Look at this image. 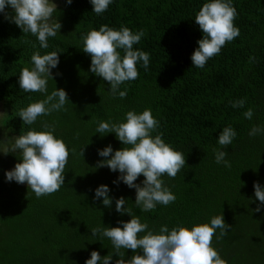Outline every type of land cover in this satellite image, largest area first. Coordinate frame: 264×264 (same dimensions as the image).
I'll list each match as a JSON object with an SVG mask.
<instances>
[{"label":"trees","instance_id":"1","mask_svg":"<svg viewBox=\"0 0 264 264\" xmlns=\"http://www.w3.org/2000/svg\"><path fill=\"white\" fill-rule=\"evenodd\" d=\"M207 2L112 0L97 15L90 0L71 4L58 0L53 19L62 28L49 37L47 49L0 13V105L4 110L0 120V264H86L93 250L108 255L113 250L110 240H99V234L93 236L91 230L131 219L128 213L116 211L115 202L121 196L127 200L125 207L157 231L161 225L169 230L178 225L192 227L224 215L231 227L219 239L217 229L212 240L221 257L227 264H264V206L254 211L260 204L254 182L264 188V133L249 135L254 125L264 127V0H231L240 34L204 68H197L191 56L203 33L195 16ZM105 24L145 33L133 47L149 53V67L145 70L142 62L137 64L138 78L121 85V91L127 89L125 98L113 97L110 84L90 71L91 56L82 50V37ZM37 51L59 53V64L52 69L54 79H48V94L63 88L69 101L66 110L27 125L19 110L45 96L24 92L18 81L24 67L34 66L31 57ZM118 51L123 57V50ZM239 99L246 100L244 107H233L230 102ZM248 108L254 110L251 119L243 115ZM145 109L159 121L152 135L162 133V139L186 159L175 178L161 177L175 194V202L158 204L148 212L135 205L134 188L122 181L113 183L118 170L96 167L106 159L99 150L111 144L115 151L124 145L115 133H95L100 121L123 122L128 111L139 114ZM45 123L54 126V135L64 140L69 157L65 184L37 198L27 184L6 179V172L21 162V150L7 155L2 151L11 149L15 139L29 130H50L43 127ZM229 125L237 135L224 148L218 136ZM216 149L227 152L230 168L216 163ZM144 179L141 175L136 182ZM102 184L111 190V207L103 205V198L94 199ZM121 251L126 260L134 255L131 249ZM117 259L113 254L110 264Z\"/></svg>","mask_w":264,"mask_h":264},{"label":"clouds","instance_id":"2","mask_svg":"<svg viewBox=\"0 0 264 264\" xmlns=\"http://www.w3.org/2000/svg\"><path fill=\"white\" fill-rule=\"evenodd\" d=\"M90 2L93 5L92 11L100 15L107 10L112 0ZM67 3L71 4L72 0H67ZM9 7L11 12L8 11ZM57 8L54 0H0V13L4 14L5 19L15 23L24 34L36 36L43 49L49 47V37H55L62 28L61 22L53 19ZM237 14L231 0H210L203 4L195 16V23L202 31L203 38L198 40V47L191 56L193 66L204 68L207 61L218 55L227 42L239 36V28L234 25ZM144 35L143 30L134 33L125 26L115 30L105 24L99 30L92 29L82 37V50L91 56L90 71L110 84L109 90L113 97H126L127 89L121 91V85L138 78L139 62L148 70L149 53L133 47ZM118 49L123 50V57ZM59 60L60 56L56 51L43 55L37 51L31 57L34 66L21 70L18 81L20 89L45 96L19 110L18 116L23 124L32 125L38 117L66 110L65 105L69 101L66 90L56 88L48 94L47 88L48 79H54L52 69L58 66ZM245 102V99H239L230 103L235 108H243ZM243 115L246 119H251L254 110L248 108ZM125 117V121L119 123L98 122L95 133H115L124 147L114 151L109 144L99 150V156L106 159L98 161L96 167L107 166L113 172L118 170L120 175L113 183L119 184L122 181L129 188H134V202L141 211L148 212L158 204L167 206L175 202V194L161 177L167 174L168 177L175 178L186 164L184 154L166 143L162 139V133L152 135L159 128V121L154 118L150 109L139 114L131 110ZM43 127L50 130H29L15 139L11 149L2 151L7 155L21 150V162H17L13 169L6 172V179L19 184L26 182L37 198L57 192L65 184L64 173L69 157V148L62 138L54 135V126L45 123ZM259 133H264V127L254 125L249 135L256 136ZM236 135L231 125L224 127L218 136V144L226 148L232 144ZM214 151L216 163L230 168V161L225 159L227 152L219 149ZM81 154L84 156V149ZM141 175L145 179L137 183V178ZM254 189L255 198L260 202L254 211L259 212L261 206H264V188L259 182H254ZM110 191L108 185L102 184L96 188L94 199L103 198V205L111 207L113 197L109 195ZM115 203L116 211L121 215L128 213L131 219L119 221L115 227L93 228L92 235L99 234L101 241L108 238L113 250L105 256L93 250L86 264H110L113 254L119 257L115 264H227L212 245L217 229L219 239L231 227L226 223L224 215L214 216L210 223L192 227L178 225L169 230L167 225H161L157 231L150 229L147 222H141V218L134 215L130 207H125L127 200L123 196L116 199ZM122 249H131L134 255L126 260Z\"/></svg>","mask_w":264,"mask_h":264},{"label":"rangeland","instance_id":"3","mask_svg":"<svg viewBox=\"0 0 264 264\" xmlns=\"http://www.w3.org/2000/svg\"><path fill=\"white\" fill-rule=\"evenodd\" d=\"M54 2H55L56 4H58V0H54ZM3 114H4V110H3L2 106L0 105V120H1V118H2V116H3ZM25 184H27V183L25 182Z\"/></svg>","mask_w":264,"mask_h":264}]
</instances>
